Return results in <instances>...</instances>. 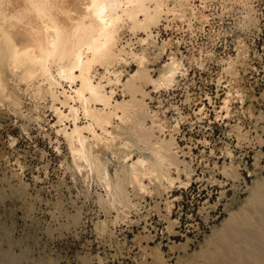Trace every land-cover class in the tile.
<instances>
[{"label":"rangeland","instance_id":"obj_1","mask_svg":"<svg viewBox=\"0 0 264 264\" xmlns=\"http://www.w3.org/2000/svg\"><path fill=\"white\" fill-rule=\"evenodd\" d=\"M156 4L147 44L126 24L116 45L141 52L154 80L175 61V80L136 83L137 113L113 119V142L89 140L91 170L58 131L45 84L2 74L0 264H264V0ZM123 58L120 83L140 68ZM122 88L106 90L130 100ZM137 158L159 163L143 191Z\"/></svg>","mask_w":264,"mask_h":264},{"label":"bare ground","instance_id":"obj_2","mask_svg":"<svg viewBox=\"0 0 264 264\" xmlns=\"http://www.w3.org/2000/svg\"><path fill=\"white\" fill-rule=\"evenodd\" d=\"M149 1L0 0V92L3 93L5 89L2 74L6 71L13 76L18 75L25 83L38 81V86L45 84L44 91L51 98L56 123L61 125L58 131L74 151L73 158L84 162L89 170L93 166L90 162L89 148L92 145H89V140L95 145L100 144L103 139L101 135L104 134L112 141V129L118 130L121 127L113 126V119L121 122L130 114L137 113L139 103L135 101V93L140 91V86L136 83L139 84L140 80L147 81L159 87L170 85L175 80V61L166 65L158 79L154 80L146 71L147 67H144L146 63L141 52L139 56V53L137 55L131 50L125 51L123 46L117 48L116 45L117 35L126 24L130 31L144 32L146 37L141 38L140 43L147 44V39L152 35L149 28L156 24L159 14L157 11L160 9L157 4L150 9L147 6ZM125 55L136 58L140 68L137 67L124 83H120L121 71L115 70L116 67L112 68L121 61L127 63V59L123 58ZM96 64L103 69L98 77L94 73ZM53 66L56 68L55 74L51 70ZM63 82L68 84V88L63 86ZM110 84H120L129 92L130 100H114V90H106ZM56 102L59 106H54ZM97 105L100 107L97 108ZM78 112L86 120L82 125L78 124ZM65 121L71 122V126H65ZM104 141L102 142L106 144ZM158 151L154 158L162 160L164 155L161 156ZM156 163L147 166L143 158H137L131 163V177L141 190L145 187L142 179L157 172L156 166L159 163ZM102 170L103 179L106 180L107 171ZM106 188H109L107 183Z\"/></svg>","mask_w":264,"mask_h":264}]
</instances>
